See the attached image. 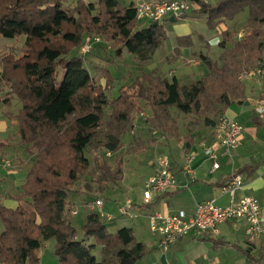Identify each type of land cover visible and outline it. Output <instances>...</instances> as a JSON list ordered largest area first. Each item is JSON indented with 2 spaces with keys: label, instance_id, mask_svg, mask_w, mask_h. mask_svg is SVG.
<instances>
[{
  "label": "trees",
  "instance_id": "16d2710c",
  "mask_svg": "<svg viewBox=\"0 0 264 264\" xmlns=\"http://www.w3.org/2000/svg\"><path fill=\"white\" fill-rule=\"evenodd\" d=\"M185 1L193 8L180 19L204 18L212 30L225 26L219 33L218 59L212 61L200 53L207 72L191 84L181 85L174 76L168 80L150 72L122 86L118 96L109 100L105 94L113 84L109 66L99 67L102 86L88 69L91 51L73 55V50L80 48L84 34H94L111 43L114 58H121L125 51L147 61L165 37L160 22L139 28L133 4L125 7L117 0H0V37H25L20 48H10L0 57V79L21 103L15 136L33 159L13 198L18 204L27 203L31 211L0 203V264H40L38 251L50 240L59 264H137L148 253L130 228L112 232L110 222L97 213L86 216L79 238L67 218L72 215L68 188L89 173L88 151L115 156L112 164L96 160L105 183L122 179L124 156L117 153L123 150L122 138L132 129L139 103L151 112L144 123L153 145L164 146L155 139L157 133L165 142H184L185 150L192 145L191 131L181 138L170 109L214 130L231 106L245 103L246 87L240 76L263 63L264 0ZM240 15L242 32L233 25ZM170 18L162 21L170 22ZM188 39L179 38V46H187ZM149 148L138 138L123 155L142 154ZM97 247L99 260L92 254ZM246 256L250 264H261L264 246L258 256Z\"/></svg>",
  "mask_w": 264,
  "mask_h": 264
},
{
  "label": "rangeland",
  "instance_id": "374dc122",
  "mask_svg": "<svg viewBox=\"0 0 264 264\" xmlns=\"http://www.w3.org/2000/svg\"><path fill=\"white\" fill-rule=\"evenodd\" d=\"M85 1L91 2L93 0ZM117 1L122 6L127 7L133 0ZM216 1L217 0H209V3H215ZM190 8L192 9L193 6L191 5ZM176 19L177 21L174 22L160 21L159 25L165 32V37L161 39L160 45L147 61H142L136 56L125 51L123 52L121 58H114L111 43L103 38V43L100 46L92 48L90 55H88L91 61L87 64L88 69L90 74L94 76V79L97 82H100L102 86H104L105 83L102 79L103 75L99 70V67L105 65L109 66L108 71L113 79L111 88H106L105 91L109 100H113L118 96L119 89L122 86L131 84L137 76H141L142 74L151 72L168 80L174 76L178 79L181 85L191 84L206 74L207 69L205 66L201 65L199 54L202 53L207 55L212 61L218 59L221 52L218 47V42L220 40L219 33L222 28L218 27L217 30L210 29L204 18ZM136 24L139 28H145L151 23L139 19ZM233 25H235L236 30L242 32L241 28L244 25V19L241 18V15L234 21ZM88 35L92 36L94 34H84L83 37ZM183 37L189 38L188 45L180 47L178 40ZM24 42L25 37L17 39H5L0 37V57L10 48H20ZM72 53L73 55H80L79 46L76 47ZM195 61L199 62V65H195ZM0 84L1 89L3 88L1 91L6 92H2L3 94H1V99H4V101L10 100L7 97L10 95L7 83L0 79ZM4 86H7L8 91H4ZM20 108L21 103L15 98V101L9 107V111L10 113L14 112L11 114H15L20 110ZM170 112L176 118L182 135L186 134L191 129H198L199 124H201L200 122L199 124L194 123V118L192 117L177 114V111L173 108L170 109ZM11 114H6L10 115L8 119H11ZM108 115L109 109L106 110V116ZM150 115V110L146 108L143 103H139V110L132 116V129L128 130L122 138L123 150L117 153L118 156H124V164L122 179L116 184L105 183L102 180L101 173L98 169V163L96 162L97 160L98 162L112 164L115 156L113 154L108 156L105 151L97 153H91L88 151L86 153L90 162L89 173L82 177L75 185H70L67 196V204L69 208H72V211H76L77 213L76 216H70L68 214L67 218L71 219V225L77 230L79 238L83 236L82 227L85 223L86 216L90 213H97L101 220L107 224L110 222L106 221L107 216H112L111 223L115 222L116 225H113V227L110 226L111 224L109 225L111 231H113L112 229L116 226L120 227L122 225H126L133 227L136 230L137 235L140 233L137 229L143 226L141 223L142 219L136 218L135 220L129 221L127 217H119L118 207L124 204L126 199H131L132 202L136 204L141 201L143 184L148 179L145 177L144 180L142 176L145 175H139V172L142 171V167L145 165L147 167L150 163L155 165L156 159L159 156L169 157L170 154L165 148L171 147L173 149L172 151L179 150V146L176 141L171 139L169 142L166 141V143L165 140L157 133H154L155 139L158 140L159 144L164 143V146L159 147V149L153 148L155 145H153L150 140L151 136L148 133V126L144 123L145 119ZM199 120L202 121L201 118ZM12 136L13 137L10 136L9 140L11 142L6 140V143H8L7 146L0 144V151H3L7 147L11 146L13 148L12 150H7L4 155L0 152V203L2 205L5 203L7 207H10L9 205H12L13 203V201L10 202V200H6L7 197L12 198L13 196V198H15L18 195L21 187L17 186L20 185L22 182L21 180L25 178L28 170L33 164V159L26 154V151L19 144L18 138L16 139L14 138V135ZM138 138L150 146L147 152L137 155H123L125 149ZM3 161H9L11 166L5 167L3 165ZM15 171H17V175H8ZM8 190L10 191L6 193ZM96 199H102L104 202V206L101 211L91 208L92 203ZM189 202L191 201L188 192H182L174 196L172 205L178 210L185 209ZM19 205L27 211H31V207L27 203L22 202L18 204V206ZM131 214H133V212H131ZM1 230L2 227L0 225V232ZM53 248V240L42 244V247L38 251L40 264H59L57 257L53 254ZM99 253L100 247L95 248L92 252L98 260L100 259Z\"/></svg>",
  "mask_w": 264,
  "mask_h": 264
},
{
  "label": "crops",
  "instance_id": "0c3cea01",
  "mask_svg": "<svg viewBox=\"0 0 264 264\" xmlns=\"http://www.w3.org/2000/svg\"><path fill=\"white\" fill-rule=\"evenodd\" d=\"M203 1L209 2V0ZM220 27L222 28L221 31L224 30L223 25ZM261 68L263 72L261 79L243 81L246 87L245 103L242 106H231L223 115L244 127V133L240 138L238 148L230 156L219 158L217 160L219 168L213 170V161L206 159L202 150L204 146L211 142L213 129L200 124L198 129L189 130L191 131L189 138L192 140L189 149L185 150L184 142L178 143L179 150L177 151H172L171 147L165 148L170 154L168 157L170 166L177 180L175 189L163 194L153 195L151 202L148 204H144L142 199L137 204L132 202L131 212L133 214L127 219L129 221L136 218L142 219L141 223L144 227L141 225V228H136L140 231L138 235L133 227L126 225L116 226L112 229V232H115L120 228H130L136 242L144 245L148 253L137 264H250L246 254L258 256L262 253L264 239L255 244L247 243L244 236L246 225L243 221L227 222L218 225L215 230H209L201 235L190 233L177 243L169 246L166 252L161 248L160 237L151 233L148 228L149 218L154 214L169 215L178 210L172 205V200H174L176 194L182 192H188L191 201L185 209H179L184 210L187 215L193 213L196 204L207 200H214L217 205L222 207L227 206L230 196L223 192V187L236 174L241 175L243 188L241 191L236 192L235 198L252 196L264 203V114L258 115L255 112L258 104H264V51ZM2 89L0 87V144L7 146L6 140L9 141L10 136L13 137L12 135H14V138L17 139L15 136L18 126L16 115L19 111L15 114H11L14 112L10 113L9 107L13 104L15 98L8 95L7 97L10 100L4 101V99H1V94L6 93L1 91ZM4 89V91H8L7 86H4ZM7 113L12 115L11 119H8L10 115H6ZM186 134L182 135L180 133L181 138H184ZM153 148L159 149V146L155 145ZM12 149L11 146L0 152L4 155L7 150ZM190 154L196 155L192 163L193 174L191 177H185L182 173V166L186 157ZM244 167L247 170L239 172ZM141 170L139 175H145L142 177L147 179L156 170V166L150 163L149 166L146 167L145 165ZM8 175H17V171ZM24 179L17 187L22 186ZM9 191H6V193ZM6 200L13 201L8 208L14 209L18 206L13 196L12 198L7 197ZM110 224L112 227L116 225L115 222L111 223V221ZM90 242L92 243V239ZM261 264H264V261Z\"/></svg>",
  "mask_w": 264,
  "mask_h": 264
},
{
  "label": "built area",
  "instance_id": "2783aa9c",
  "mask_svg": "<svg viewBox=\"0 0 264 264\" xmlns=\"http://www.w3.org/2000/svg\"><path fill=\"white\" fill-rule=\"evenodd\" d=\"M136 10L137 18L149 23L160 22L167 17L180 18L190 8L185 0H133L131 2ZM242 33L238 34L240 38ZM99 36H86L79 48L80 55L89 53L92 48L102 44ZM195 65L199 63L194 62ZM262 69H253L240 79L253 80L262 78ZM256 114H264V104H258ZM142 116V114H141ZM244 133V127L236 121L222 116L212 134L211 142L203 147V155L206 159L212 160V169L219 168L218 159L230 156L239 146L240 138ZM106 155H111L106 152ZM196 155L190 154L186 157L182 166V173L185 177L193 174L192 163ZM5 167H10L9 161H3ZM156 170L144 182L142 188V201L144 204L151 202L152 196L163 194L175 189L177 180L171 169L170 161L166 156H159L155 162ZM243 188L242 177L239 174L233 175L223 187V192L229 194L230 201L227 206H219L214 200H207L196 204L191 215L184 210H177L169 215L154 214L149 218V231L160 237L161 248L164 252L169 246L177 243L188 234L201 235L209 230H215L218 225L243 221L246 225L244 236L249 244H255L264 239V203L252 196L235 198L237 191ZM92 209L101 211L104 206L102 199H96ZM132 200L126 199L125 203L118 207L119 217H131ZM74 216L76 211H72ZM106 221H111L107 216Z\"/></svg>",
  "mask_w": 264,
  "mask_h": 264
},
{
  "label": "water",
  "instance_id": "95a60500",
  "mask_svg": "<svg viewBox=\"0 0 264 264\" xmlns=\"http://www.w3.org/2000/svg\"><path fill=\"white\" fill-rule=\"evenodd\" d=\"M175 19L173 17L170 18V22H174ZM156 25V24H155Z\"/></svg>",
  "mask_w": 264,
  "mask_h": 264
}]
</instances>
